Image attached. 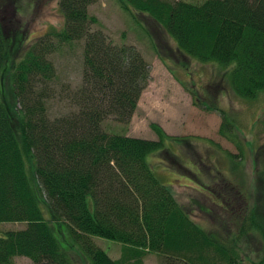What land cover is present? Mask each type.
I'll return each instance as SVG.
<instances>
[{"label": "trees", "instance_id": "1", "mask_svg": "<svg viewBox=\"0 0 264 264\" xmlns=\"http://www.w3.org/2000/svg\"><path fill=\"white\" fill-rule=\"evenodd\" d=\"M94 1L58 0L62 28L26 44L14 0H0V223L25 224L0 230V264L16 257L73 264L60 245L67 239L90 264H144L149 254L157 264H264V251L252 261L238 248L242 235L264 239V164L257 175L262 208L239 210L235 233L218 236L190 218L147 162L149 154L169 153L170 141L188 144L186 137L169 136L155 123L156 140L102 128L108 117L130 122L150 65L135 46L97 27L88 12ZM115 2L150 18L184 55L232 65L228 80L238 97L264 95V0ZM76 41L83 43L81 81L69 86V110L51 117L56 72L49 56ZM221 185L223 194L212 189L219 208L244 199ZM93 236L119 243L120 256L109 257Z\"/></svg>", "mask_w": 264, "mask_h": 264}, {"label": "rangeland", "instance_id": "2", "mask_svg": "<svg viewBox=\"0 0 264 264\" xmlns=\"http://www.w3.org/2000/svg\"><path fill=\"white\" fill-rule=\"evenodd\" d=\"M183 1L201 3L203 0ZM13 4L19 22L26 28V44L50 29L63 26L58 0H14ZM88 12L96 16L97 27L114 42L135 46L150 65V80L130 122L122 124L108 117L102 122V128L156 140L157 135L150 127L155 123L169 136L186 137L188 144L170 141L169 153L149 154L147 162L195 223L229 238L236 231L239 210L263 205L260 201L263 185L257 175L264 164V95L254 100L238 97L228 80L232 65L200 62L184 55L150 18L136 11L133 16L124 12L115 0H95ZM82 47L80 41L64 44L49 56L56 72L53 84L56 95L48 103L51 117L69 110L66 98L69 86L75 88L81 81ZM222 183L231 186L230 194L244 199L231 200L226 206L221 203L219 208L220 198L216 199L212 189L223 194ZM24 226L22 222H2L0 230H18ZM240 238L244 240L241 247L238 245L240 251L250 260L258 261L264 251V239L260 234ZM92 239L112 259L120 256L119 243L98 236ZM60 245L69 251L73 264H90L78 247H71L74 244L68 239ZM143 263L157 264L158 257L149 254ZM13 264L32 263L27 258L16 257Z\"/></svg>", "mask_w": 264, "mask_h": 264}]
</instances>
